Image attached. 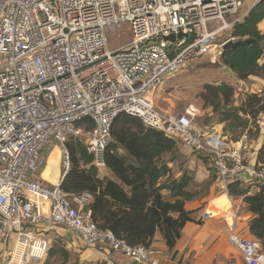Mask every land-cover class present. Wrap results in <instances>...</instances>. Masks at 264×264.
Instances as JSON below:
<instances>
[{
  "label": "built area",
  "instance_id": "2783aa9c",
  "mask_svg": "<svg viewBox=\"0 0 264 264\" xmlns=\"http://www.w3.org/2000/svg\"><path fill=\"white\" fill-rule=\"evenodd\" d=\"M244 8L243 0H0L4 264H42L54 228L73 233L87 250H111L137 264H158L150 247L129 246L97 227L87 208L91 196H70L60 187L70 170L69 139L84 144L92 166L104 176V154L121 114L204 154L219 193L228 194L236 181L249 186L248 194L264 189V161L257 163V150L250 155L246 136L235 146L206 138L195 131L192 112H161L153 98L179 70L214 58L215 49L221 56L223 45L235 38L218 39L243 21L250 11ZM121 32L128 34V43L110 49L108 35ZM170 36L174 41L165 40ZM86 119L90 129L82 124ZM55 147L60 173L56 184H48L41 175ZM226 212L228 241L241 264H264L257 240L236 233L237 208Z\"/></svg>",
  "mask_w": 264,
  "mask_h": 264
},
{
  "label": "trees",
  "instance_id": "16d2710c",
  "mask_svg": "<svg viewBox=\"0 0 264 264\" xmlns=\"http://www.w3.org/2000/svg\"><path fill=\"white\" fill-rule=\"evenodd\" d=\"M263 20L264 0H260L231 30L232 38L253 39V42L221 54L223 65L230 68L239 80L250 76L264 77V62L262 65L258 63L264 58V35L257 29ZM230 87L223 83L211 88L215 111L222 100L225 104L228 102L232 95ZM254 98L258 103L264 101V98ZM263 111L264 104L257 112L248 114L254 118L256 113ZM82 124L87 129L92 127L89 119ZM111 135L113 141L104 154L105 167L111 177H100L84 144L78 139H69L66 148L70 170L61 183V189L74 197L91 196L87 208L91 211L92 221L100 230L111 232L125 244L151 247L159 234L167 248L173 250L185 225L196 222V211L187 209V204L205 197L204 185H197L186 170L180 171L178 176L173 174L169 163L173 164L180 153L174 139L145 128L139 119L119 115ZM258 153L257 163L264 161V146ZM167 155L173 158L166 161ZM209 180L208 190L214 180L211 173ZM243 185L239 181L229 184L228 196L242 199L245 210L252 215L248 223L249 236L257 240L264 254V190L248 194L249 190ZM56 253V250L49 249L48 255ZM59 253L63 257L62 264H82L73 261L64 246Z\"/></svg>",
  "mask_w": 264,
  "mask_h": 264
},
{
  "label": "rangeland",
  "instance_id": "374dc122",
  "mask_svg": "<svg viewBox=\"0 0 264 264\" xmlns=\"http://www.w3.org/2000/svg\"><path fill=\"white\" fill-rule=\"evenodd\" d=\"M257 1L258 0H256V2ZM254 6L249 9L251 10ZM246 9H248V7H246ZM257 29L264 35L263 25L257 27ZM229 36H231V30L225 32L218 40H227ZM108 39L110 49H115L128 43L129 36L121 32L119 34H109ZM236 40L238 39H235V41ZM219 50L220 49H215V51H213L215 54L214 58L206 56L164 80L154 94V103L156 108L161 112L184 113L187 110L192 112L194 114L195 131L206 138L220 139L221 142L229 146H235L239 140L246 136V140L250 143L251 155L260 146V148L264 146V111L256 113L254 118L248 114L251 111L252 113L257 112L259 107L264 104V101L258 103L256 101L257 99L254 98L255 96L257 98H264V77L259 75L250 76L246 80L237 79L234 72L221 62V56H218ZM263 62L264 58L258 63L262 65ZM223 83L231 86L232 95L229 97L226 104L223 103L224 100H222L220 107L215 111L212 105L214 91L211 90V88L218 87ZM174 141L180 152L179 157L174 158L175 161L173 164L169 163L175 176H178L180 171L184 170L190 173L194 178L195 174L201 171L206 172V170L209 174L211 173V176L214 175V171L210 168L209 161L204 154L194 151L178 139H174ZM53 149L54 148H50L48 151L47 155L50 156L42 172V178L45 181L56 184L60 173L58 167L60 154L56 151L53 152ZM258 152L256 158L259 154ZM171 158H173L171 155H167L165 160L168 161ZM249 164H252V162L250 161ZM210 183V180L201 183L204 185V196L210 191L208 190ZM213 183L215 184V175L212 184ZM196 184L200 186L199 183ZM243 187L249 190L247 184H244ZM261 190L264 189L261 188L260 191ZM219 196H221V194L215 195L216 198ZM230 198V201L234 204H232V206L237 208L239 216L241 217V213L244 214V206L242 207L239 205L238 199ZM229 207L230 204H227L226 208H221L218 213L213 215L220 216L224 214L225 210ZM239 222V229L236 233L246 236L243 231L247 230L248 226L243 222V219H240ZM245 222L247 223V220ZM14 241L15 234H12L10 237V248ZM2 246L3 245H1V247ZM62 246L64 245L58 240L51 239L50 249L56 250L57 253L50 257L48 255L42 264H62L63 257L59 253ZM3 247L2 250L5 251L7 246ZM1 263L4 264V259H1L0 256V264Z\"/></svg>",
  "mask_w": 264,
  "mask_h": 264
},
{
  "label": "crops",
  "instance_id": "0c3cea01",
  "mask_svg": "<svg viewBox=\"0 0 264 264\" xmlns=\"http://www.w3.org/2000/svg\"><path fill=\"white\" fill-rule=\"evenodd\" d=\"M243 2L245 9L248 7L246 10H249V8L254 6L256 0H243ZM262 25L264 26V20L261 21L257 27ZM260 33L262 34L261 31ZM49 156L50 155L47 156V160ZM58 167L60 172V161ZM104 176L111 177V174L106 170ZM209 177L210 174L206 170V172L201 171L195 174L194 179L196 183L201 184L207 182ZM48 184L52 183L48 182ZM217 194H221V196L216 198L215 195ZM230 199L228 194L224 195V193H219L213 183L209 193L205 197L187 204V209L196 211V222H190L185 225L181 238L173 250L167 248L161 235L157 234L155 236L150 248L156 253L159 260L158 264H241V256L228 241L229 226L227 220L224 219L227 210L220 216L213 215L218 213L221 208H226L227 204L232 206L233 202L230 201ZM237 201L240 206H244L242 199H238ZM243 208L244 214L241 213L240 219H243V222L248 226V223L252 219V215L245 210V207ZM243 232L246 236L250 235L248 229ZM48 237L50 241L51 239H56L61 242L71 255L70 257L73 261L77 260L82 264H105L106 260H110L114 262V264L133 263L121 254L111 250H87L73 233L62 228L52 229L48 233ZM2 248L4 247L0 245V256Z\"/></svg>",
  "mask_w": 264,
  "mask_h": 264
},
{
  "label": "water",
  "instance_id": "95a60500",
  "mask_svg": "<svg viewBox=\"0 0 264 264\" xmlns=\"http://www.w3.org/2000/svg\"><path fill=\"white\" fill-rule=\"evenodd\" d=\"M178 37L179 38H182L183 36L180 34V35H178ZM174 39H175L174 36H170L168 38H165V40H169V41H174ZM251 42H253V39H240V40H236V41H228V42H226L223 45L222 50H221V54L224 51H228V50H232V49H235V48H238V47H242V46L247 45V44H249ZM263 123H264V119H263ZM5 247H6V245H5ZM131 264H137V263L136 262H133Z\"/></svg>",
  "mask_w": 264,
  "mask_h": 264
},
{
  "label": "bare ground",
  "instance_id": "6f19581e",
  "mask_svg": "<svg viewBox=\"0 0 264 264\" xmlns=\"http://www.w3.org/2000/svg\"><path fill=\"white\" fill-rule=\"evenodd\" d=\"M55 151H56L57 153H59V154H60V152H59V150H58V148H57V147L53 149V152H55ZM224 195H225V194H224Z\"/></svg>",
  "mask_w": 264,
  "mask_h": 264
}]
</instances>
